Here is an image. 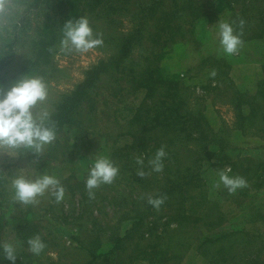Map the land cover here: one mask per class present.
<instances>
[{
  "label": "trees",
  "instance_id": "trees-1",
  "mask_svg": "<svg viewBox=\"0 0 264 264\" xmlns=\"http://www.w3.org/2000/svg\"><path fill=\"white\" fill-rule=\"evenodd\" d=\"M166 1L0 0V4L7 6L0 7V90L10 86L20 74L28 72L45 79L48 70H54L51 66L52 59L60 49L63 26L70 19L87 17L94 31L103 36L102 47L107 46L114 51L109 60L90 68L84 81L73 91L60 97L50 109L56 139L41 153L22 149L14 159H21L26 155V162L33 160L35 164L44 161L66 163L78 153L76 147L71 148L69 138L64 140L63 135L75 130L72 142L75 146H78L83 137L96 136L103 120V107H112L118 115L117 118L114 115V122L118 123V117H121L127 125L121 134L106 136L105 141L111 143L113 163L117 160L124 171L132 160L129 149L139 151L144 157V164H148V160L158 149L165 150L161 173H165L168 180L164 185L160 183L159 189L151 198L162 199V203L173 201L177 204L178 213L173 218L174 221L179 226L189 227L194 231L198 251L209 259L208 264H264V231L260 230H264L262 206L254 211V207L251 208L250 220L247 221L249 228L229 227L228 230H222L230 219L242 215L244 206L241 203L247 195L246 186L256 181L260 184L255 189L260 185L261 188L264 187V162L240 159L239 163L248 162L253 166L245 171L242 170V165L238 167L237 163H233L232 174L243 177L246 186L237 190L239 194L233 198L234 204L209 201L201 171L206 163L219 170L223 169L225 164L218 162V155L227 151L230 146L224 137L215 134L205 118L202 109L204 97L196 96L198 108L193 111L189 108L190 97H193L191 88L180 82L172 83L160 76L163 59L175 45L191 42L195 46H201L206 43L209 34L207 26L215 22V0ZM225 1L233 14L230 23L243 41L264 38V9L259 4L250 2L252 5L249 3V7L246 0ZM124 17H131L139 22L137 29L126 35L118 33V26ZM136 49L142 51L139 58L134 56ZM21 51L24 52L23 61L12 71V64ZM208 63L217 69L205 88L206 92L218 90L220 85L227 83L232 85L228 71H225L230 69V65L215 58H207L201 66H208ZM236 95L237 105L241 107L248 97L239 91ZM258 100L262 103H258ZM251 105L255 107L251 108L249 115L242 111L239 114L238 125L242 131L245 130V122L255 120L258 116L262 120L260 122H264V112H261L264 107V73ZM259 132L264 134V127ZM125 137L130 142H123L126 141ZM209 147H212V152L207 150ZM186 149H193V152H187ZM190 152L194 154L188 155ZM1 168L0 174L3 177L5 172ZM2 182L0 177V185ZM8 194L0 186V198L11 200ZM152 207L155 206L149 203L147 212L133 217L138 222L133 223V228L124 238H116V264H141L146 260L149 264H158L151 250L158 247L159 237L155 241L147 238V233L138 225H142L145 221L143 216ZM234 209L233 214H230ZM3 228L4 225L0 222V244ZM43 242L45 244L46 241L43 239ZM235 244L239 250H256L237 255ZM215 246L218 247L210 256L209 251ZM42 252L44 251L40 253ZM89 253L90 259L86 263L75 261L71 264H97L102 255L107 261L110 260L107 254ZM28 258L34 259V253ZM4 261L8 260L0 249V262Z\"/></svg>",
  "mask_w": 264,
  "mask_h": 264
},
{
  "label": "rangeland",
  "instance_id": "rangeland-1",
  "mask_svg": "<svg viewBox=\"0 0 264 264\" xmlns=\"http://www.w3.org/2000/svg\"><path fill=\"white\" fill-rule=\"evenodd\" d=\"M246 1L248 5L252 2L264 9V0ZM213 12L215 22L207 26L209 34L206 37V43L201 46H195L191 42L175 45L163 59L160 76L172 83L180 82L191 88L193 97H190L189 108L193 111L198 108L196 96L204 97L202 109L205 118L215 134L224 137L230 146L227 151L218 155V162L225 164L223 168L230 167L231 169L233 163H237V166L242 165V170L245 171L247 168L252 169L253 166L248 162L239 163L240 159L249 158L253 162H264V134L259 132L264 127V122H260L262 120L258 116L255 120L243 124L245 125L244 131L238 125L241 111L249 115L251 108L255 107L254 105L252 107L251 103L258 92L264 73V38L242 40L237 53L231 56L222 53L217 59L218 57L216 58L213 54L221 52L216 37L217 24L221 20L230 23L233 14L225 0H215ZM138 24L139 22L131 17H124L121 25L118 26L120 29L118 33L126 35L137 29ZM141 53V49H136L135 58H139ZM23 54V51L18 53L12 64V71L21 65ZM113 54L114 51L107 46L96 48L85 55L67 53L59 49L52 59L51 66L54 70L49 69L45 78L49 85L48 107L51 109L60 97L70 93L82 83L90 68L101 61L109 60ZM207 58H215L221 60L223 64L230 65V69L225 71H228V78L232 85L227 83L220 85L218 90L205 91L217 69L211 63H208V66H201ZM235 62L250 65L251 68H260V79H250L242 85L237 84L235 77L232 78L236 74L232 75L231 70ZM247 73L255 77L254 69ZM237 78V81L244 80L242 77ZM212 85L214 87L215 83ZM238 91L248 97L241 107L237 105L236 93ZM259 102L261 101L258 100ZM102 110L103 120L96 136L94 134L83 137L78 146H75L72 143L75 130L63 135L64 140L69 138L71 148L76 147V153H78L66 163L44 161L35 164L33 160L26 162V155L16 160L0 152V168L2 167L1 170L5 172L3 177L0 174L3 179L0 186L7 190L11 198V200L0 198V222L4 225L1 243L10 242L17 245L18 261L16 264H71L75 261L86 263L90 259L89 251H92L93 255L107 254V258L110 257L107 261L102 255L97 264H116L117 251H114L116 238L126 236V233L133 228V223L138 222L133 217L137 214L142 216L147 212L149 199L157 192L160 183L164 185L168 180L167 175L161 173L162 170L155 172L148 164H144L143 167L145 175H139L140 166L136 161L138 157L143 156L139 151L129 149L130 153H128L131 154L132 160L129 161L128 169L123 171L121 164H117L115 160L114 164L118 167L119 173L113 183L103 184L94 189L92 195H89L85 180L92 162L100 155L113 160L111 143L105 141L106 136L121 134L127 128L121 117H118V123L114 122V115L115 117L118 115L112 107H103ZM261 112H264V107ZM102 137H105L104 140H101ZM125 139L126 141L123 142L129 141L128 137ZM186 150L193 152V149ZM207 150L213 151L212 147ZM193 154L190 152L188 155ZM189 161L193 162L191 159ZM219 171L212 164L206 163L203 167L201 176L207 189L206 196L211 202L226 201L234 204L233 198L239 193L237 191L229 193L219 183ZM22 173L33 178L43 174L55 175L64 188V198L57 203L53 197L45 194L37 198V203L20 204L14 199L12 180ZM258 184L260 183L255 181L246 186L247 195L243 197L245 200L241 203L242 207L244 206L242 215L230 219L228 225H224L222 230H228L229 227H250L247 221L250 220L251 208L254 207L253 211L261 206L264 208V187L261 188L262 185H260L258 189H255ZM234 211L235 209L229 213L233 214ZM177 213V204L173 201H166L158 208L152 207L146 214L148 217L143 216L145 221L141 223L142 225L138 224L139 228L147 233V238L155 241L159 237L158 247L151 250L158 264H208L209 259L204 258L198 251L196 236H193L194 231L189 227L179 226V223L174 221L173 218ZM260 230L264 231L261 228ZM36 235L46 241L42 250L44 252L39 253L40 257L34 254V259H30L28 257H32L33 253L27 241ZM183 243H185L184 246ZM225 243L228 244V242ZM217 247L209 251L210 256L215 253ZM234 248L237 255L253 253L256 250V248L250 251L248 248L239 250L237 244ZM262 253V260H264L263 250ZM2 264H12V262L8 260ZM141 264H149V261L146 260Z\"/></svg>",
  "mask_w": 264,
  "mask_h": 264
},
{
  "label": "clouds",
  "instance_id": "clouds-1",
  "mask_svg": "<svg viewBox=\"0 0 264 264\" xmlns=\"http://www.w3.org/2000/svg\"><path fill=\"white\" fill-rule=\"evenodd\" d=\"M0 7L7 6L0 4ZM216 37L221 52L227 56L237 53L242 45L241 35L225 20L218 22ZM103 44V36L94 31L90 20L80 17L70 19L64 24L59 46L63 52L85 55ZM48 98L49 85L45 79L28 72L20 74L10 86L0 90V152L16 157L19 150L29 149L38 154L56 139L55 127L51 123V111L47 105ZM165 156V150L158 149L148 160V165L155 172L161 171ZM136 163L140 166L138 174L145 175L143 157H138ZM118 173V167L109 157L98 156L88 169L85 180L89 195L99 186L113 183ZM218 176L219 183L229 193H235L246 186V180L233 175L230 167L221 169ZM12 188L14 199L23 205L37 203V198L45 194L53 197L57 203L64 198V188L55 175L43 174L33 178L22 173L12 180ZM162 202V199H149V203L157 208ZM27 244L30 251L37 255L45 247L39 235L30 238ZM0 249L5 259L16 264V244L6 242L0 244Z\"/></svg>",
  "mask_w": 264,
  "mask_h": 264
},
{
  "label": "crops",
  "instance_id": "crops-1",
  "mask_svg": "<svg viewBox=\"0 0 264 264\" xmlns=\"http://www.w3.org/2000/svg\"><path fill=\"white\" fill-rule=\"evenodd\" d=\"M214 55H216V58L217 59H219V56H221L222 55V52H215V53H213ZM250 65H244V64H240V62H235L233 65H232V75H234V73L236 74V76H232V78L234 79V77H235V80H236V83L237 84H243V83H245L246 81H248V80H250V79H254V80H256V79H260V68H258V67H255V68H251V67H249ZM251 69H254L255 70V74H253V75H255V77H253V76H250L251 74H249V73H247L249 70H251ZM257 71V72H256ZM256 73H258V74H256ZM237 77H242L244 80L243 81H237L238 80V78Z\"/></svg>",
  "mask_w": 264,
  "mask_h": 264
}]
</instances>
